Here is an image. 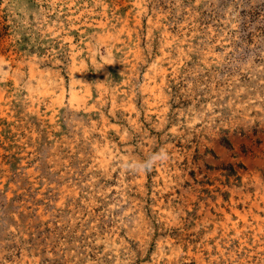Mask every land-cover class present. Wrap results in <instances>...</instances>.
<instances>
[{
    "label": "rangeland",
    "instance_id": "obj_1",
    "mask_svg": "<svg viewBox=\"0 0 264 264\" xmlns=\"http://www.w3.org/2000/svg\"><path fill=\"white\" fill-rule=\"evenodd\" d=\"M0 264H264V0H0Z\"/></svg>",
    "mask_w": 264,
    "mask_h": 264
},
{
    "label": "clouds",
    "instance_id": "obj_2",
    "mask_svg": "<svg viewBox=\"0 0 264 264\" xmlns=\"http://www.w3.org/2000/svg\"><path fill=\"white\" fill-rule=\"evenodd\" d=\"M168 158L167 152L162 148L158 152L153 153L147 161L140 164V169L143 171L151 170V168L157 164L166 161ZM131 167V166H129Z\"/></svg>",
    "mask_w": 264,
    "mask_h": 264
}]
</instances>
